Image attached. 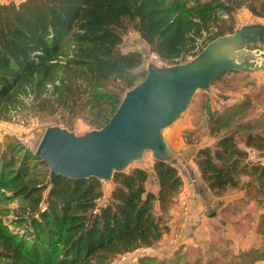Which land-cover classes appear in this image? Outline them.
I'll list each match as a JSON object with an SVG mask.
<instances>
[{
	"label": "trees",
	"instance_id": "1",
	"mask_svg": "<svg viewBox=\"0 0 264 264\" xmlns=\"http://www.w3.org/2000/svg\"><path fill=\"white\" fill-rule=\"evenodd\" d=\"M241 10L263 18L264 0L0 3V120L27 125L36 119L68 130L82 120L90 129H100L123 94L146 75L142 53L120 50L129 29L149 55L155 53L163 66H171L232 34ZM248 80L253 79L247 73L226 71L210 85L236 94L246 88L237 87L238 81ZM255 85L240 100L207 110L193 131L184 134L186 145L199 144L204 135L212 140L196 150L192 161L213 197L243 192L221 211L225 216L242 213L251 201L258 208L264 205V163L248 157V150L264 153V85ZM151 174L156 194L146 187ZM151 174L140 167L115 173L103 200L102 182L95 178L59 176L49 184L48 168L34 151L4 136L0 201H20L13 223L27 231L18 236L0 219V264H106L119 254L157 245L183 182L172 163L154 161ZM256 229L264 231V214ZM218 232V227L211 229L205 252L180 246L168 258L143 256L137 264H224L232 255Z\"/></svg>",
	"mask_w": 264,
	"mask_h": 264
},
{
	"label": "water",
	"instance_id": "2",
	"mask_svg": "<svg viewBox=\"0 0 264 264\" xmlns=\"http://www.w3.org/2000/svg\"><path fill=\"white\" fill-rule=\"evenodd\" d=\"M226 71H264L263 25H244L218 37L185 63L157 66L148 61L144 79L124 93L100 129L76 135L47 126L34 156L47 166L49 184L59 176L111 182L115 173L125 172L147 151L154 161L173 162L163 131L188 108L197 91H206Z\"/></svg>",
	"mask_w": 264,
	"mask_h": 264
},
{
	"label": "crops",
	"instance_id": "3",
	"mask_svg": "<svg viewBox=\"0 0 264 264\" xmlns=\"http://www.w3.org/2000/svg\"><path fill=\"white\" fill-rule=\"evenodd\" d=\"M240 13L243 15H240ZM240 16H244L250 21L244 22L241 25L237 23V28L250 24H261L264 26V17H254L246 10L239 11L236 18L240 20ZM247 74L255 81L257 86L264 85V71ZM247 91L248 90H245L241 93L230 95L231 97L233 96L232 101L235 102L240 100L242 94ZM211 142L212 140L207 137L193 147L183 148V150H186L188 153L182 154V159L190 165L196 150L200 147L209 145ZM248 153L249 160L264 163V153H257L252 150H248ZM191 173L193 180H182V189L179 194V196L186 199L191 209L190 222L184 233L186 243L182 246L190 245L200 247L205 252L212 238L211 229L213 227H218V235L226 242L224 249L229 251L232 255L231 259L228 260L229 262L227 261L224 264H264V231L261 229V231L258 232L256 229L258 217L264 214V205L258 208L255 202L251 201L242 213L236 216H225L221 211L227 206H233L235 201L243 197V192L229 191L223 197L215 198L201 182L199 174L196 171ZM150 179L153 184L151 182V185L147 184L146 187L149 191L156 194L158 187L152 174ZM111 189L112 185L103 188V200L108 198ZM178 215V205L175 201L174 205L169 210L170 218L166 223V232L170 233V230L176 226V223L180 222V216ZM236 221L238 225H235ZM166 234L167 233L162 236L161 241L157 245L142 248H146L145 251L147 253L151 252V256L154 257L163 258L170 256L180 246L175 248H166L163 246ZM243 254H247V256L242 257Z\"/></svg>",
	"mask_w": 264,
	"mask_h": 264
},
{
	"label": "rangeland",
	"instance_id": "4",
	"mask_svg": "<svg viewBox=\"0 0 264 264\" xmlns=\"http://www.w3.org/2000/svg\"><path fill=\"white\" fill-rule=\"evenodd\" d=\"M7 1L8 0H0V3H7ZM20 1L22 0H14V2H20ZM240 15H243V14L240 13ZM248 21L250 20H247L244 16H240V20L236 18V24L238 23L239 25H241L244 22H248ZM120 50L123 53H127V52L142 53L145 58L143 62V66H145V69H146V66H147L146 63H148V59H150L149 57L150 55L148 53L147 46L144 44V42H142L139 39L138 35H136V33L133 30L129 29L123 36V41L120 46ZM247 82L248 83L244 84L238 81L236 86L246 87V88H243L242 91L240 90L241 92H243L245 90H249L252 84L253 85L256 84L255 81L253 80L251 81L248 80ZM256 86L257 85H255V88H257ZM230 95H233V93L220 91L219 89L216 88V86H211V85L206 91H197L194 94L193 99L190 105L188 106V108L181 114V116L171 126H169L163 131V135H164L166 142L168 143L169 147L173 150L174 159H173V162L171 163L177 168L182 180H188V179L193 180L191 172L194 173V171H196L198 173L195 165L193 164V161L189 165L182 159L183 157L182 154L188 153L186 150H183V148L195 146V145L185 144L184 134L186 132L188 134L189 132L193 131V129L199 123L198 121L206 117L204 115L207 112V110L208 111H215V110L218 111L224 106L230 105L233 102L232 101L233 96L231 97ZM49 125H57V126L62 127L61 125L55 124L53 122L40 123L36 119L29 120L27 125L26 124L24 125L16 124L14 122L0 120V140H2L4 136H10V137L15 138L25 148H28L30 151H35L41 139V136L44 132V129ZM90 130H93V129H90L82 120H79L74 124L72 130H69V131L74 132L76 135H82L85 132H88ZM204 138H207V136L205 135L202 136L201 141ZM153 162H154V159L152 157V153L150 151H147L144 153L143 159L141 161L131 164L129 168L140 167V168L147 170L151 174ZM150 180L151 179H149L147 183L148 185H151L152 181ZM110 185L112 184L102 183L103 188H105L106 186L108 187ZM176 203H177V199H176ZM19 204H20L19 200H12L8 202L0 201V219L4 223V225L7 226L10 232L14 234L17 233L18 236H23L27 231L26 228L13 223L15 220L14 218L16 216L13 211L19 206ZM188 211H189V216L191 218V209L189 207H188ZM28 231H31V230L28 229ZM167 234H169V232H167ZM25 239L29 242L31 241L32 236L31 235L26 236ZM151 255H152L151 253L147 254V256H151ZM168 257H163L161 259L168 258Z\"/></svg>",
	"mask_w": 264,
	"mask_h": 264
},
{
	"label": "built area",
	"instance_id": "5",
	"mask_svg": "<svg viewBox=\"0 0 264 264\" xmlns=\"http://www.w3.org/2000/svg\"><path fill=\"white\" fill-rule=\"evenodd\" d=\"M11 1L14 0H8L7 2H11ZM149 60L156 63L159 66H163L158 55L155 53L150 54ZM177 205L179 211L178 216H180V222L176 223V226L170 230L169 234H166L165 242L163 244V246H165L166 248H175L182 246L186 243L184 233L190 222V216L188 211L189 206L187 204L186 199L181 196L177 197ZM43 210L44 207L41 208V211ZM145 250L146 248L140 247L132 251L119 254L106 264H136L139 258L151 253V252L147 253Z\"/></svg>",
	"mask_w": 264,
	"mask_h": 264
}]
</instances>
